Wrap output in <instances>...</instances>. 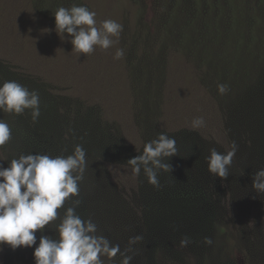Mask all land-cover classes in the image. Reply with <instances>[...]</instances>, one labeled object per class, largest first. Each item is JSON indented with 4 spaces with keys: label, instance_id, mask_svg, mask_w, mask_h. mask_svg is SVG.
I'll list each match as a JSON object with an SVG mask.
<instances>
[{
    "label": "rangeland",
    "instance_id": "rangeland-1",
    "mask_svg": "<svg viewBox=\"0 0 264 264\" xmlns=\"http://www.w3.org/2000/svg\"><path fill=\"white\" fill-rule=\"evenodd\" d=\"M73 4L123 24L119 42L73 51L54 16ZM5 80L37 90L41 115L33 123L29 111L0 112L12 127L0 147L4 166L21 154L70 155L83 145L76 211L121 251L141 236L131 264H264V194L252 187L264 168V0H0ZM220 83L229 86L224 95ZM196 117L206 126L193 129ZM161 132L175 138L178 154L165 160L173 171L159 172L157 188L128 160ZM233 141L239 148L229 176L212 175L205 157L213 148L229 151ZM55 223L46 233L53 238ZM184 237L190 243L181 247ZM0 248V264H35V246ZM104 259L120 264L121 257Z\"/></svg>",
    "mask_w": 264,
    "mask_h": 264
},
{
    "label": "clouds",
    "instance_id": "clouds-1",
    "mask_svg": "<svg viewBox=\"0 0 264 264\" xmlns=\"http://www.w3.org/2000/svg\"><path fill=\"white\" fill-rule=\"evenodd\" d=\"M54 16L56 32L68 34L73 51L82 54H92L97 47L108 50L119 42L124 30L123 24L114 19L98 21L97 12L86 5L61 6ZM124 54L123 48H117L113 58L120 60ZM217 90L224 95L230 89L220 83ZM26 111L30 112L33 123L38 121L39 92L15 80L0 84V112L19 116ZM204 126L203 117L191 121L193 129ZM11 139V125L0 118V147ZM176 143L174 137L161 132L156 139L146 142L143 152L130 158L128 164L136 175L143 170L148 182L159 188V172L173 171L165 160L178 154ZM238 148L233 141L231 149L224 153L211 149L205 157L208 171L227 179ZM86 155L83 145L78 144L70 155L21 154L8 161L7 167L3 164L6 160L0 158V245L6 244L13 251L35 246V264H105V257L112 260L118 254L120 264H131L133 255L129 253L134 252L133 246L143 239L141 236L130 237L128 247L121 251L119 244L99 234L98 225L91 217L85 219L76 211L82 203L78 197L87 167ZM252 187L257 194H264V168L252 175ZM66 202L70 206L65 207ZM59 210H63V215ZM54 223L57 238L46 234L53 231ZM37 231L40 232L38 244ZM189 243L190 238L184 237L180 246ZM204 243L212 245V238L204 237Z\"/></svg>",
    "mask_w": 264,
    "mask_h": 264
},
{
    "label": "trees",
    "instance_id": "trees-1",
    "mask_svg": "<svg viewBox=\"0 0 264 264\" xmlns=\"http://www.w3.org/2000/svg\"><path fill=\"white\" fill-rule=\"evenodd\" d=\"M188 184V182L187 183H185L184 185H183V187L184 188H187V187H185V185H187ZM196 186V185H195ZM181 188L182 187H179V189L181 190ZM197 188V187H196ZM200 188V193H201V195H199L200 197H202L203 195H204V192H202L203 191V187H199ZM212 193V192H211ZM192 192H188V190L187 189H184V190H181L180 191V196L181 197H183L184 199H187V200H189V199H191V197H192ZM158 197V195L157 194H155V197ZM197 196V195H196ZM198 197V196H197ZM218 197L219 198H223V195H222V192H219L218 193ZM213 203H212V201L210 200V205L209 206H211ZM186 208H189L190 207V205L187 203V202H185V205H184ZM148 207V206H147ZM148 210V209H147Z\"/></svg>",
    "mask_w": 264,
    "mask_h": 264
}]
</instances>
